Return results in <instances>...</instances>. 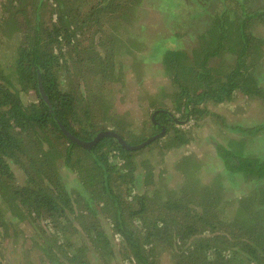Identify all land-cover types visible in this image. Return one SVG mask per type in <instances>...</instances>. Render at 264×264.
I'll return each mask as SVG.
<instances>
[{
  "label": "trees",
  "instance_id": "1",
  "mask_svg": "<svg viewBox=\"0 0 264 264\" xmlns=\"http://www.w3.org/2000/svg\"><path fill=\"white\" fill-rule=\"evenodd\" d=\"M38 1L33 11L38 19L30 24L25 18V28L14 51L15 81L0 70V207L7 202L14 217L23 218V214L34 219L47 216L57 225L69 222L72 226L69 218L76 214L77 222L100 253L99 259L113 255V247L103 228L96 223L99 214L104 213L120 238L122 259L131 264H161L164 254L171 264H264V224L261 213L254 211L264 212V157L250 152L233 153L234 139L230 141V148L215 144L217 155L230 176L240 175L254 183L252 192L241 201L244 204L238 203L229 218L220 217L214 210L219 207V197L208 203L207 193L212 187L201 186L204 193L198 203L193 202L196 191L194 197L186 191L188 185L168 191L166 195L162 192L158 197L160 188L154 183L152 166L147 160L137 165V156L146 148L173 149L189 143L186 129L178 124L185 120L198 124L210 114L204 106L207 102L220 103L241 91L261 99L264 104V88L252 70L255 62L251 63L254 52L260 56L264 52L258 45L260 39L247 37L245 33L250 21L264 22V9L248 13L232 26L231 30L236 28V35L231 38L233 34H230L228 50L235 54L234 64L223 63V72L216 73L211 62L223 49V38H216L215 34L211 36L212 46L197 47L192 54L183 48L165 47L159 48L154 56H144L142 62L160 59L175 86L170 98L179 116L151 102L153 118L149 126L137 134H130L124 132L128 124L122 118L117 119L113 106L100 98L102 84L96 76L90 77L82 90L79 82L76 83V89L84 93L80 97L74 88L61 87L58 70H73L77 77H84L88 74L86 68L93 62L101 69V74L96 73L98 76L107 78L109 71L116 72L112 54L104 57L95 42L97 35L107 33L109 27L117 29L119 23L114 21L123 19L131 0H100L95 4L88 0H45L47 6ZM8 2H18L20 8L10 11L4 4L9 11L6 23L14 21L22 10L33 5L32 0ZM112 35L115 41L120 37L118 31ZM253 39L256 41L252 43ZM106 47L109 51L111 43ZM39 75L52 112L39 93ZM29 90H34L36 99L24 102L20 93ZM103 106L109 110V116L99 112ZM96 113L101 116L97 118ZM57 121L84 141L109 130L106 125L131 145L157 134L162 127L164 132L135 150L123 147L111 135L85 148L69 139ZM238 130L246 137L264 131V125ZM68 173L74 174L70 180L66 179ZM185 173L189 182L192 173ZM140 187L142 191L139 192ZM86 194L88 198H84V203L82 198ZM95 197H99L96 200L98 208L91 210L90 204ZM86 210L91 214L89 219ZM2 215L0 209V219L4 223ZM66 243L68 252L74 255L69 261L92 264L85 257L86 246ZM224 251L230 254H223Z\"/></svg>",
  "mask_w": 264,
  "mask_h": 264
},
{
  "label": "rangeland",
  "instance_id": "2",
  "mask_svg": "<svg viewBox=\"0 0 264 264\" xmlns=\"http://www.w3.org/2000/svg\"><path fill=\"white\" fill-rule=\"evenodd\" d=\"M8 1L0 0V22H3L0 25V70L4 76L15 81L14 51L20 43L25 28V18L30 24H35L34 21L38 19L33 11L39 1L32 0L33 5L30 4L22 10L14 21L6 23L9 16V11L6 9L14 11V8H20L18 2L11 4ZM40 1L47 6L48 1ZM98 1L100 0H88L93 4ZM4 4L7 5L6 9ZM126 7L127 14L123 19L114 21L119 23L117 29L109 27L107 33L97 35L95 42L104 57L112 54L111 60L116 62V72L109 71L107 78L98 76L96 73L101 74L99 64L91 62L86 68L88 74L84 77H77L75 71L67 72L65 68L59 69L58 73L61 87L74 88L73 91L80 97L84 94H81L80 90L86 86V82H90L89 80L96 76L102 84L100 98L113 106L118 114L117 119L122 118L125 124H128V129H124V132L137 134L141 129L149 126V120L153 118V114L150 115L151 102H154L156 107L174 111L170 94L175 90V86L171 84L160 59L153 58L145 62L141 59L148 54L154 56L155 52L160 51L159 48L165 47L183 48L187 53L192 54L197 47L212 46L211 36L215 34L216 38L220 36L223 38V49L211 62L215 65L213 69L216 73L223 72L224 69L221 68L223 63L234 64L235 54L228 50L231 43L230 34H233L231 38L236 35V33L234 35L236 28L231 30L232 26H236L237 20L247 17L248 13L264 9V0H131ZM41 8L43 9V5ZM116 31L119 32L120 37L115 41L112 34ZM245 33L247 37L250 35L254 38L258 37L260 39L258 45H261L260 50L264 52V22L250 21L245 26ZM255 41L253 39L252 43ZM109 43L112 48L107 51L106 45ZM251 61V63L255 62L252 70L257 78L261 79L260 83L264 88V54L260 56L254 52V59ZM68 64L72 65L71 60ZM77 82L80 84L79 91L76 89ZM20 95L24 102L36 99L34 90L21 92ZM204 106L210 114L205 115L198 124L194 120H185L178 124V127L186 129L190 136L189 143L173 149L146 148L137 156V165L147 160L152 166L154 183L160 188L158 197L188 185L186 191L191 195L190 197H194L196 191L193 202L198 203L204 193L202 191L204 188L201 186L212 187L213 190L207 193L208 203L213 202L214 199L216 201L219 197L221 199L219 207L214 210L220 217L229 218L233 216L232 210L238 203L244 204L241 201L252 192L254 183L240 175L230 176L217 155L215 144L229 147L230 141L234 139L233 143L236 144H231L234 148L233 153L250 152L264 157V131L253 135L246 134L247 136L243 137L238 130L264 125V104L255 96L236 91L229 100L220 103L207 102ZM102 108L99 112L108 113L109 116V110L106 111L104 106ZM95 115L97 118L101 116L99 113ZM175 115L179 116L177 112ZM92 120L94 121L95 118L92 117ZM106 126L107 129L113 130ZM146 133L150 135V132ZM185 157L188 158L186 162L183 160ZM62 168L60 166L61 171ZM187 171L192 173L189 182L185 178ZM70 174H66V179L70 180L74 176ZM141 188H138L139 192L142 191ZM84 198L87 199L88 195L82 198L85 203ZM98 198L95 197L91 202V210H97ZM0 209L4 221L2 223L0 219L2 223L0 264H73L69 261V257L74 255L68 252L67 241L76 246H86L85 257L92 264H131L127 259H122L120 238L110 227L104 213L99 214L96 223L103 228L107 240L113 247V255L99 259L97 256H100V253L91 244V238L84 228L77 222L76 214L69 218L73 221L71 226L69 222L57 225L47 216L34 219L23 214L21 215L24 216L23 218L14 217L7 202H4ZM76 210L80 211V209ZM254 211L261 213L260 217L264 224V212L260 209ZM85 214H88L87 219H89L90 212L86 210ZM50 238L56 241L52 242ZM223 254H230V251H224ZM162 256L161 264H171L166 254Z\"/></svg>",
  "mask_w": 264,
  "mask_h": 264
},
{
  "label": "water",
  "instance_id": "3",
  "mask_svg": "<svg viewBox=\"0 0 264 264\" xmlns=\"http://www.w3.org/2000/svg\"><path fill=\"white\" fill-rule=\"evenodd\" d=\"M38 90H39V93L41 95V97L45 100V102L47 103V105L49 106L50 108V111L52 112L53 109L51 107V104L49 102V99L47 98L44 90H43V87H42V84H41V78H40V75L38 76ZM58 122V125L60 127V129L62 130V132L69 138L71 139L73 142H75L76 144L82 146V147H85V148H89L91 147L92 145H94L95 143H97L98 140H100L103 136H106V135H111L113 137H115L118 142L125 148L127 149H132V150H135V149H139L141 147H144L146 146L147 144H149L151 141H153L154 139H157L159 136H161L164 132V128L162 127V130L161 132L153 135V136H150L148 137L146 140H144L143 142L139 143V144H135V145H131L130 143L126 142L120 135H118L117 133L113 132V131H110V130H104V131H101V132H98L93 138L92 140H89V141H84V140H81L79 138H77L76 136H74L70 131H68L66 129V127H64L60 121H57Z\"/></svg>",
  "mask_w": 264,
  "mask_h": 264
}]
</instances>
